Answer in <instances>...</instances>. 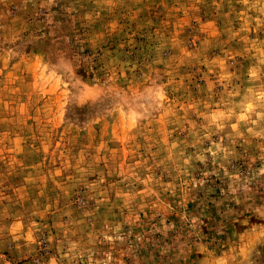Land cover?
<instances>
[{"label":"rangeland","instance_id":"374dc122","mask_svg":"<svg viewBox=\"0 0 264 264\" xmlns=\"http://www.w3.org/2000/svg\"><path fill=\"white\" fill-rule=\"evenodd\" d=\"M0 264H264V0H0Z\"/></svg>","mask_w":264,"mask_h":264}]
</instances>
